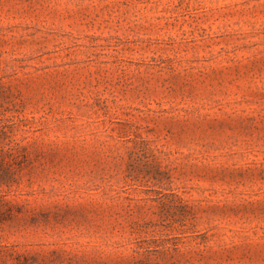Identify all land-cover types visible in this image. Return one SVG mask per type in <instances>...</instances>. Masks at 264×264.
<instances>
[{"label": "rangeland", "instance_id": "rangeland-1", "mask_svg": "<svg viewBox=\"0 0 264 264\" xmlns=\"http://www.w3.org/2000/svg\"><path fill=\"white\" fill-rule=\"evenodd\" d=\"M0 264H264V0H0Z\"/></svg>", "mask_w": 264, "mask_h": 264}, {"label": "trees", "instance_id": "trees-1", "mask_svg": "<svg viewBox=\"0 0 264 264\" xmlns=\"http://www.w3.org/2000/svg\"><path fill=\"white\" fill-rule=\"evenodd\" d=\"M7 151H9V156H13V154L11 153V151H12V148H8V150Z\"/></svg>", "mask_w": 264, "mask_h": 264}]
</instances>
